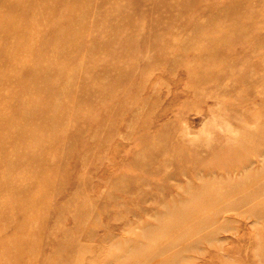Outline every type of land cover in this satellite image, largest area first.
I'll return each instance as SVG.
<instances>
[{
  "label": "rangeland",
  "instance_id": "374dc122",
  "mask_svg": "<svg viewBox=\"0 0 264 264\" xmlns=\"http://www.w3.org/2000/svg\"><path fill=\"white\" fill-rule=\"evenodd\" d=\"M0 264H264V0H0Z\"/></svg>",
  "mask_w": 264,
  "mask_h": 264
}]
</instances>
